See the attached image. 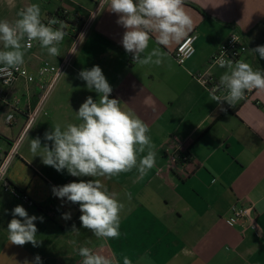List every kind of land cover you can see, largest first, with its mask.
Wrapping results in <instances>:
<instances>
[{
	"label": "crops",
	"instance_id": "0c3cea01",
	"mask_svg": "<svg viewBox=\"0 0 264 264\" xmlns=\"http://www.w3.org/2000/svg\"><path fill=\"white\" fill-rule=\"evenodd\" d=\"M33 3L39 4L44 23L60 9L70 15L60 56H49L36 42L23 64L36 81L21 79L0 95V154L11 161L8 179L36 204L27 206L0 185V264L34 262L36 255L42 264H81L80 246L118 264L125 256L132 264H264V90L249 97L247 91L234 107L226 102L218 106L211 88L199 79L212 77L219 83L226 69L211 64V58L232 33L240 34L248 48L236 60L264 69V59L251 52L264 45V0H185L193 20L186 36L197 33V52L180 65L174 54L186 36L163 47L153 35L148 51L159 46L166 53L159 66L133 62L121 44L125 29L101 0L25 1L26 7ZM12 16L5 20L14 22ZM70 53L71 67L50 94L48 115L42 113L30 124L29 112L40 103L39 68L46 61L58 65ZM96 65L113 88L110 98L119 99L122 108L134 111L150 128L156 165L143 179L135 169L112 178L73 177L44 165L30 151L31 139L51 145L44 133L52 125L78 123L76 112L85 99H98L79 78L82 70ZM11 114L15 119L9 123ZM180 150L190 163L171 165V156ZM90 179L99 180L125 205L118 238L98 239L82 227L78 204L53 195L54 186ZM248 200L255 204L257 231L227 223L233 207ZM17 205L44 218L35 221L39 246L9 243L7 225ZM65 213L71 218H62Z\"/></svg>",
	"mask_w": 264,
	"mask_h": 264
},
{
	"label": "clouds",
	"instance_id": "9594fccd",
	"mask_svg": "<svg viewBox=\"0 0 264 264\" xmlns=\"http://www.w3.org/2000/svg\"><path fill=\"white\" fill-rule=\"evenodd\" d=\"M105 3L110 12L117 14L116 23L125 29L121 44L132 55L134 63L161 65L166 53L159 46L167 47L182 40L192 29L193 20L185 11V0H105ZM17 16L14 22L0 20V65L19 68L34 41L49 56H60V46L66 36L63 20L51 17L44 23L37 3L22 8ZM153 35L159 46L148 51ZM251 52L264 59V45ZM217 63L226 69L217 85V90L224 94L210 93L218 106L226 102L234 107L245 98L247 91L264 90V69L254 68L243 59L221 58ZM79 78L86 82L89 91L98 94V99L92 96L85 99L76 112L78 123H68L63 128L60 124L52 125V130L44 133V140L52 142L51 145L42 146L39 137L31 139L33 157L39 156L44 165L57 172L67 170L73 177L112 178L135 169L138 179H143L156 165L157 153L149 126L131 109L122 108L119 99L110 98L113 88L100 66L82 70ZM52 191L55 197L79 205L82 227L98 239L120 236V213L125 205L99 180L74 181L54 186ZM126 196L131 199V193ZM12 216L7 225L9 243L39 246L35 221L43 222L44 218L30 216L21 205L14 207ZM62 218L70 219L71 214L65 213ZM73 231L79 232L75 226ZM78 254L81 264H118L114 258L86 246H80ZM25 264H42V260L36 255L34 262L26 260ZM123 264L132 262L125 256Z\"/></svg>",
	"mask_w": 264,
	"mask_h": 264
},
{
	"label": "built area",
	"instance_id": "2783aa9c",
	"mask_svg": "<svg viewBox=\"0 0 264 264\" xmlns=\"http://www.w3.org/2000/svg\"><path fill=\"white\" fill-rule=\"evenodd\" d=\"M105 4H107L105 3V0H101V6H104ZM69 15V10L63 9L61 10L57 18L65 22ZM197 41V33H192L186 36L179 43L174 55L180 65H184L187 61H189L195 56L197 52ZM35 45L36 41L33 42L32 47ZM247 50L248 48L244 38L238 33H232L212 56L211 64L221 68L217 63L219 59L229 58L233 61H236V59L243 53H245ZM72 60L73 53H70L58 65H54L46 61L39 68L38 77H40L42 80L40 81L39 85L40 103L36 109L29 112L30 124H35L42 113L48 115V112L46 111V105L49 100L50 94L53 89L57 86L61 77L70 69ZM21 79L26 80L28 84H32L36 81L37 78L29 72L27 67L23 65H21L19 68L13 69H9L3 65H0V95L4 92L6 88L14 86ZM199 79L201 80V82H203V84L209 86L212 92L215 91L216 94L220 93V91L217 90V85L219 83L215 81V79H213L212 77L205 78L203 76H201ZM254 90L248 91L246 97H249ZM14 119V115L11 114L8 116L7 121L10 123ZM12 152L13 156L16 157L18 155V144L14 147ZM189 163V157L187 156L186 151L183 150L176 152L170 158V164L173 166L184 167ZM10 167L11 161L8 160V158L4 155L0 154V185L2 186L4 192L13 196V198L19 200L20 202H23L29 207H35L36 204L30 196H28L23 191L17 189L10 183L8 179ZM227 223L232 227L241 226L244 230L252 229L254 231H257L259 229V226L257 221L255 204L249 200L246 204H236L232 209L231 216L227 219Z\"/></svg>",
	"mask_w": 264,
	"mask_h": 264
},
{
	"label": "rangeland",
	"instance_id": "374dc122",
	"mask_svg": "<svg viewBox=\"0 0 264 264\" xmlns=\"http://www.w3.org/2000/svg\"><path fill=\"white\" fill-rule=\"evenodd\" d=\"M26 0H0V20H5L9 15L13 14L14 21L18 18L17 13L26 7ZM57 2V0H54ZM53 8V6H52ZM2 49V45H0Z\"/></svg>",
	"mask_w": 264,
	"mask_h": 264
},
{
	"label": "trees",
	"instance_id": "16d2710c",
	"mask_svg": "<svg viewBox=\"0 0 264 264\" xmlns=\"http://www.w3.org/2000/svg\"><path fill=\"white\" fill-rule=\"evenodd\" d=\"M61 10H63V9H60V11L57 12L56 16H58L60 14ZM187 156L189 157L188 154H187ZM189 161H190V157H189Z\"/></svg>",
	"mask_w": 264,
	"mask_h": 264
}]
</instances>
